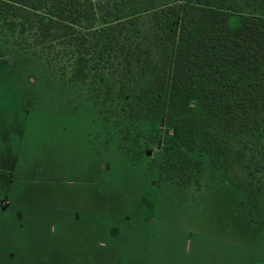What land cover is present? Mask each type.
<instances>
[{
    "label": "rangeland",
    "instance_id": "1",
    "mask_svg": "<svg viewBox=\"0 0 264 264\" xmlns=\"http://www.w3.org/2000/svg\"><path fill=\"white\" fill-rule=\"evenodd\" d=\"M11 48L0 45V264H264L263 112L231 130L199 110L226 150L185 187L162 172L168 132L153 111L126 115L128 96ZM237 68L264 87L260 54Z\"/></svg>",
    "mask_w": 264,
    "mask_h": 264
},
{
    "label": "trees",
    "instance_id": "2",
    "mask_svg": "<svg viewBox=\"0 0 264 264\" xmlns=\"http://www.w3.org/2000/svg\"><path fill=\"white\" fill-rule=\"evenodd\" d=\"M138 1L0 0V45L44 59L74 84L128 96L126 115L153 111L168 132L162 172L186 187L203 158L216 166L226 150L199 110L231 130L264 113V87L237 68L255 54L264 62V0H153L126 10Z\"/></svg>",
    "mask_w": 264,
    "mask_h": 264
}]
</instances>
